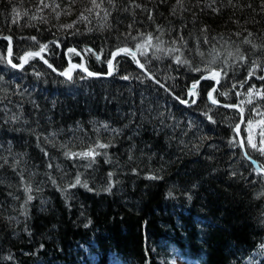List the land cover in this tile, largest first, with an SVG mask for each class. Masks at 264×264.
<instances>
[{
	"label": "trees",
	"instance_id": "trees-1",
	"mask_svg": "<svg viewBox=\"0 0 264 264\" xmlns=\"http://www.w3.org/2000/svg\"><path fill=\"white\" fill-rule=\"evenodd\" d=\"M4 37L16 65L47 45L58 69L68 55L96 73L130 47L183 100L219 69L214 99L242 108L247 151L264 168L250 146L264 148V0H0ZM8 46L0 40V264H264V176L239 146L237 110L209 103L213 79L183 107L129 55L109 79L67 81L34 56L12 68Z\"/></svg>",
	"mask_w": 264,
	"mask_h": 264
},
{
	"label": "water",
	"instance_id": "water-1",
	"mask_svg": "<svg viewBox=\"0 0 264 264\" xmlns=\"http://www.w3.org/2000/svg\"><path fill=\"white\" fill-rule=\"evenodd\" d=\"M0 40H8L9 41V46H8V51H7V57H6V60L7 62L9 63L10 66L14 65V63L12 62L11 60V56H12V53H11V48L13 46V39L11 37H4V38H0ZM120 49H127L128 52H130L131 54L134 53L135 54V61H136V64H137V67L138 69L145 75V76H149V77H154L150 72H148V70H146V68L144 67L143 69H141V67L139 65H143L140 61V58L138 57L137 53L133 50V49H130L128 47H125V48H120ZM118 50V49H117ZM117 50H115L113 53H116ZM29 52H40V51H29ZM27 52V53H29ZM27 53H25L22 57H21V64L23 65L22 67H13V68H16L18 70L22 69L24 67V64H25V60L27 59ZM123 51L120 52L119 55H116L115 57H113L111 55V61H112V70H111V74L109 75V68H108V72L107 74H101V73H93L89 70H84L83 68H81L77 63H71V62H68V67H66L63 71H59L55 66L51 65L47 60L46 58L44 57V54L43 52H40V55L39 56H36L42 63L43 65L48 68L54 75L56 76H59V77H62V78H65L67 80H70L71 78H69V71L71 70H77L79 72H82L83 74L88 75V73H93L94 75H91V77L93 78H109L110 76L113 75V72H114V67H115V61L118 57L122 56L123 55ZM46 61V62H45ZM137 61L139 62V64L137 63ZM49 65H51V67H49ZM61 73H67V75H62ZM212 73H219L218 76H216V81H219L218 83L216 82V85L213 87V89H217L219 84H220V81H221V71L219 69H215L213 70L212 72L210 73H207V74H204L203 76H201V78L197 81V84H196V87L194 89H192V87H190V89H192V94H190V89L188 90L187 92V96H186V101H190L193 94L197 91V89L200 87V85L206 81L207 79H211V76H212ZM152 83H154L155 85H157L158 87H160L161 89L165 90L169 95L173 96V98H175L181 105L183 106H187V103H181V99L175 95L169 88H167L164 84H162L158 79H156L154 77V79H149ZM155 81H159V84L156 83ZM160 85H163L164 87H161ZM213 89L209 92L211 93V98H209V95L207 96L208 97V101L211 105L213 106H216V107H219V108H226V109H235L237 110V112L239 113V121L236 125V138H237V141L239 143V146L242 150V153L244 155V157L255 167V169L257 170V172L261 175H264V169L260 166V164L258 163V161H256L255 159H253L248 151H247V148H246V145H245V142H244V139H243V135H242V128H243V125H244V121H245V114L242 110V108L238 105V104H231V103H221V102H217L216 104H213L212 103V99H213ZM208 93V94H209ZM225 105H228V107H226Z\"/></svg>",
	"mask_w": 264,
	"mask_h": 264
},
{
	"label": "snow or ice",
	"instance_id": "snow-or-ice-1",
	"mask_svg": "<svg viewBox=\"0 0 264 264\" xmlns=\"http://www.w3.org/2000/svg\"><path fill=\"white\" fill-rule=\"evenodd\" d=\"M91 2H92V8H100V7H101V4H102V2H103V0H101V3H97L96 0H91ZM109 2H111V0H109ZM41 3H43V0H41ZM44 7H48V5L45 4ZM56 7H59V5H56ZM137 7H139V5H137ZM88 11L91 12L92 9H88ZM80 19L83 20V19H85V17H84L83 15H81ZM67 27H72V26H71V25H68ZM32 39H35V38L33 37ZM47 47H48L47 45H41V46H40V52H43ZM139 47L142 48L143 45H140ZM157 47H158V46H157ZM69 51H74V50H69ZM88 51H91V50H88ZM121 51H123V52H127L128 50H127V49H118L116 53H112L111 55H112L113 57H115L116 55H119ZM40 52H29V53H27V57L39 56V55H40ZM142 54H143V53H142ZM230 55H231V54H230ZM132 56H133V59H135V54H134V53H132ZM97 59H100V57L97 56ZM176 59H177V62H178V63H186L185 61H180L179 57H176ZM240 59L243 60L244 57L241 56ZM45 62H46V61H45ZM137 63L139 64L138 61H137ZM108 65H109V73H108V74L110 75V74H111V70H112V61H111V60L108 61ZM12 66H13V67H17V65H15V64L12 65ZM22 66H23V65L21 64L20 67H22ZM139 66L141 67V69L144 68L143 65H139ZM49 67H51V65H49ZM257 67H259V65H257ZM84 70L86 71V69H84ZM195 70H196V71H199V69H195ZM254 73H255V69H253L252 71L249 72V76L254 75ZM61 74H62V75H67V73H61ZM88 75L91 76V75H94V74H93V73H88ZM218 75H219V73H212L211 78L215 79L216 76H218ZM69 78H71V77L69 76ZM145 78H148V79H154V77H149V76H146ZM123 79H128V77L125 76V77H123ZM260 79H264V76H261ZM155 82L159 84V81H155ZM218 82H219V81H217V83H218ZM160 86H161V87H164L163 85H160ZM195 87H196V85H193V86H192V89H194ZM234 87H235V85H233V88H234ZM192 89L189 90V91H190V94H192ZM213 91H215V89H213ZM252 91H253V90L250 88V89H249V92L251 93ZM256 94H257V95H261V94L259 93V91H257ZM208 95H209V98H211V93H209ZM222 95H224V94L222 93ZM261 98H264V96H262ZM180 102H181V103H187L188 101H186V100H181ZM192 103H195V101L193 100ZM212 103H213V104H216L217 101H216L215 99H212ZM249 103H251V100H249ZM225 106L228 107V105H225ZM258 114H260V113L258 112ZM209 119H211V117H209ZM262 136H264V133H262ZM262 143H264V141H262ZM250 146H251L252 148H254V149H257V151H259L261 154H264V148H257V146H256L255 144H251V142H250ZM97 147L103 148V147H106V145L99 144V145H97ZM65 155H70V156H80V157H92V156H93V151H92V150H89L88 152H82V153H65ZM80 183H81V182H80V179H79V177H77V179H76V184H80ZM73 186H75V185H73ZM84 186L87 187V185H84ZM25 190H26V191H31V188H26ZM32 199H33V197H32L31 195H29V196L27 197V200H28V201H31Z\"/></svg>",
	"mask_w": 264,
	"mask_h": 264
},
{
	"label": "bare ground",
	"instance_id": "bare-ground-1",
	"mask_svg": "<svg viewBox=\"0 0 264 264\" xmlns=\"http://www.w3.org/2000/svg\"><path fill=\"white\" fill-rule=\"evenodd\" d=\"M135 52H136V50H135ZM136 53H137V52H136ZM137 54H138V53H137ZM68 58H69V56L66 55V60H67ZM50 64L53 65L51 62H50ZM45 68H46V67H45ZM46 69H48V68H46ZM48 70H49V69H48ZM49 71H50V70H49ZM50 72H51V71H50ZM94 79H99V78H94ZM213 87H214V86H213ZM213 87H212V89H213ZM212 89H211V90H212ZM211 90H210V91H211ZM216 90H217V89H216ZM216 90H215V91H216ZM210 91H209V92H210ZM215 91H214V92H215ZM213 94H214V93H213Z\"/></svg>",
	"mask_w": 264,
	"mask_h": 264
}]
</instances>
